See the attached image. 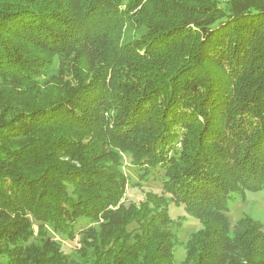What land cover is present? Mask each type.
Instances as JSON below:
<instances>
[{"label":"trees","instance_id":"1","mask_svg":"<svg viewBox=\"0 0 264 264\" xmlns=\"http://www.w3.org/2000/svg\"><path fill=\"white\" fill-rule=\"evenodd\" d=\"M123 155L161 195L122 205ZM262 189L264 0H0V264H177L165 195L180 264H264L226 216Z\"/></svg>","mask_w":264,"mask_h":264},{"label":"rangeland","instance_id":"2","mask_svg":"<svg viewBox=\"0 0 264 264\" xmlns=\"http://www.w3.org/2000/svg\"><path fill=\"white\" fill-rule=\"evenodd\" d=\"M224 2L225 0H220ZM43 79V78H42ZM122 172L127 179V188L122 199V205L127 208L131 204L139 205L145 199L146 194H162L163 174L161 171L155 172L147 181L139 179L137 170L131 165V158L128 155H123ZM169 200V217L173 223L181 222L178 230H175L178 243L175 247V261L180 264L184 259V245L189 237L201 228L199 222L190 217L182 206L176 207L170 196L165 195ZM231 228L235 223L243 218L250 217L251 219L262 224L264 228V189L261 191L250 193L246 192L243 196H237V201L230 205L229 211L226 213ZM36 223L34 226L36 227ZM89 224L85 221H80L76 227V234L73 239L68 238L65 234L58 231H53L47 227V236L51 241H54L61 247L66 258L73 262H81L82 256L79 253L80 235L78 234L82 228H87ZM36 239V237H35Z\"/></svg>","mask_w":264,"mask_h":264}]
</instances>
